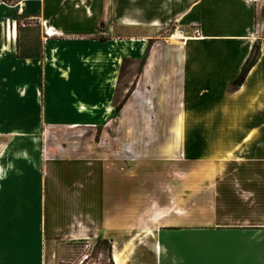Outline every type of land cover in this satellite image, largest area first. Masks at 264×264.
I'll return each mask as SVG.
<instances>
[{
  "label": "crops",
  "instance_id": "1",
  "mask_svg": "<svg viewBox=\"0 0 264 264\" xmlns=\"http://www.w3.org/2000/svg\"><path fill=\"white\" fill-rule=\"evenodd\" d=\"M1 25L0 264L97 238L264 264V0H0Z\"/></svg>",
  "mask_w": 264,
  "mask_h": 264
},
{
  "label": "rangeland",
  "instance_id": "2",
  "mask_svg": "<svg viewBox=\"0 0 264 264\" xmlns=\"http://www.w3.org/2000/svg\"><path fill=\"white\" fill-rule=\"evenodd\" d=\"M21 29L25 25L23 22H20ZM35 26V25H33ZM4 27V26H3ZM35 28V27H34ZM171 27L163 28L160 31H158L160 34H163L165 32H169ZM2 30V25L1 29ZM6 33V31H4ZM10 34V30H8V35ZM3 36L5 37V34L3 33ZM126 70V73L130 72L131 74H134L137 70V65L122 67V73L120 78L119 87L121 88L122 83L124 82V71ZM136 241H141L136 239ZM131 250V249H130ZM111 248L110 244L107 240L103 238H97L94 240H82L75 243L69 244L66 253L62 257V261L60 264H110L112 262L111 259Z\"/></svg>",
  "mask_w": 264,
  "mask_h": 264
},
{
  "label": "trees",
  "instance_id": "3",
  "mask_svg": "<svg viewBox=\"0 0 264 264\" xmlns=\"http://www.w3.org/2000/svg\"><path fill=\"white\" fill-rule=\"evenodd\" d=\"M100 40H104V39H100ZM259 54V46L256 44L254 46V51L252 52V55L250 57V59H248L246 61V63H244V65L242 66V69L240 71L239 76L236 78V80L232 83V85H230V90L236 89L244 80L247 72L250 70V68L254 65V63L257 60ZM116 111H118V106L116 107Z\"/></svg>",
  "mask_w": 264,
  "mask_h": 264
},
{
  "label": "built area",
  "instance_id": "4",
  "mask_svg": "<svg viewBox=\"0 0 264 264\" xmlns=\"http://www.w3.org/2000/svg\"><path fill=\"white\" fill-rule=\"evenodd\" d=\"M10 24H9V22L8 21H6L5 22V29L3 28V33H4V30L6 31V39L8 38V26H9ZM4 26V25H3ZM14 28H15V23L13 22V27H12V34H13V40L16 38V36H15V34H14Z\"/></svg>",
  "mask_w": 264,
  "mask_h": 264
},
{
  "label": "bare ground",
  "instance_id": "5",
  "mask_svg": "<svg viewBox=\"0 0 264 264\" xmlns=\"http://www.w3.org/2000/svg\"><path fill=\"white\" fill-rule=\"evenodd\" d=\"M48 31H49V33L50 34H54L55 32L54 31H52L51 29H49L48 28ZM14 34H16V29L14 30ZM133 42V41H132ZM136 43V42H135ZM131 47V46H130ZM128 48V47H127ZM135 48V47H134ZM129 52V51H128ZM121 55V54H120ZM114 258H115V260H117L118 261V255L117 254H115V256H114Z\"/></svg>",
  "mask_w": 264,
  "mask_h": 264
}]
</instances>
